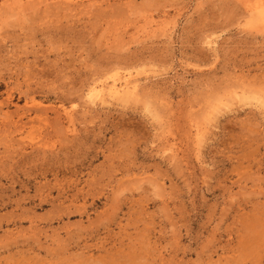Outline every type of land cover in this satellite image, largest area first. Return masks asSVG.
<instances>
[{
  "label": "rangeland",
  "instance_id": "rangeland-1",
  "mask_svg": "<svg viewBox=\"0 0 264 264\" xmlns=\"http://www.w3.org/2000/svg\"><path fill=\"white\" fill-rule=\"evenodd\" d=\"M21 1L0 0V264H264L256 0ZM117 73L139 96L89 97Z\"/></svg>",
  "mask_w": 264,
  "mask_h": 264
},
{
  "label": "bare ground",
  "instance_id": "bare-ground-1",
  "mask_svg": "<svg viewBox=\"0 0 264 264\" xmlns=\"http://www.w3.org/2000/svg\"><path fill=\"white\" fill-rule=\"evenodd\" d=\"M19 1H21V0H19ZM67 1H69V0H67ZM42 3L45 6H50L51 3L54 4V3H63V2H62V0H44V1H42ZM248 9H249V12H251L253 14V16L255 17L256 23L260 27H262V29H263L264 28V1L263 0H256L255 2H253V4L248 5ZM118 74H120V73H117L114 76H112V78H110L109 81H100V82H95L94 84H92V86L89 88V94H88L89 97H91L93 100H99V101L105 102L107 99L124 101V99L128 100L129 98L136 97L137 95L139 96V93H140V91H139L140 90L139 89L140 88L139 87V85H140L139 79L134 78L132 73H127L125 75H118ZM223 106H224V102H223ZM225 106H226V104H225ZM218 108H216L217 110L215 109L214 111L218 112L219 111ZM217 112L215 114H217ZM214 113L212 112L213 115H215ZM66 114H67V119L69 122V128H70L69 131H72L73 129H71V127H73V128L75 127L74 126L75 125L74 120H73L72 115H71L72 113L69 114L67 112ZM218 115H221V114L218 112ZM213 118H214V116H213ZM200 126H201L200 128H203V130L206 127V126L202 127V125H200ZM196 127L197 126L195 125V128ZM203 130H202V133H203ZM205 130H207V128ZM73 132H74V130H73ZM202 133H200V129H197L196 136L198 137V135H200ZM203 137L205 138L204 135H203ZM204 138H202V139L204 140ZM202 139H199V140L202 141ZM200 141H195V142L198 143ZM198 145H199V143H198ZM197 147L200 148V146H197ZM171 148H172V146H171ZM174 155H176V154L174 153Z\"/></svg>",
  "mask_w": 264,
  "mask_h": 264
}]
</instances>
